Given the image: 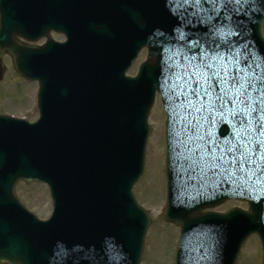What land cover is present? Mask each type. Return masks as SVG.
<instances>
[{
	"label": "water",
	"instance_id": "1",
	"mask_svg": "<svg viewBox=\"0 0 264 264\" xmlns=\"http://www.w3.org/2000/svg\"><path fill=\"white\" fill-rule=\"evenodd\" d=\"M3 1L8 4L1 8L0 49L12 56L19 75L27 78L38 76L42 83L37 123L29 125L25 121L0 116V262L76 264L68 245L73 246L77 254L81 243L80 239L77 243L76 236L80 237L76 230L84 224L80 222L83 218L75 206L74 195H80L77 202L90 201L85 211L87 215L90 210L88 219L92 210L98 211L99 221L107 218L103 228L108 230L104 239L109 240L110 205L103 204V199L111 196L113 201L114 196L107 191L96 195L95 180L101 173L111 170L113 175L131 166L132 169L122 177L111 180L114 202L117 205L126 202L122 185L112 181H128L135 173L134 181L141 173L148 131L146 115L154 90L160 92L162 56L168 43L172 42L171 30L178 21L173 19L171 12L159 15L145 13L143 0H109V36L108 29L99 26L87 13L91 20L88 19L81 10L85 8L84 0H70L65 7L75 22L59 15L61 23H58L64 28L67 43L50 44L48 51L42 53V50L27 49L15 40L16 35L36 38L31 32L19 31L16 19V16H23L33 8L36 0H0V4ZM151 1L157 2L148 0L149 3ZM50 4L53 9L59 5L51 0ZM79 15L88 21L78 20ZM32 16L42 19L44 15ZM263 16L264 9L253 0L245 12L240 35L228 39L237 43L252 39L264 51V41L260 36ZM44 26L40 32L46 30ZM202 30L204 32V28ZM157 31H163L165 35L155 38ZM203 32L192 30L183 35L190 37ZM252 40L251 44L254 43ZM143 43L149 47V61L142 65L137 78H125L124 71L130 58ZM65 81L67 84L63 85ZM59 94L61 96H56ZM231 133V123L226 127L221 125L219 134H224L225 139ZM169 170L168 165L169 206L166 218L181 225L184 237L198 220L197 211L207 204L197 209L193 205L191 211L178 213ZM18 179L40 180L50 186L54 199L51 220L38 222L14 202L13 186ZM126 207L130 214H134L131 226L138 223L142 226L145 219L147 222L144 216L135 218L139 214L132 200ZM118 213L111 207V242H116L123 233V214ZM92 225L88 221L85 223L88 231L92 230ZM92 232L94 237L101 236L98 232L94 235V230ZM84 235L89 236L87 232ZM142 237L138 241L135 253L138 255L134 261L139 257ZM62 245L67 249L66 257L60 254Z\"/></svg>",
	"mask_w": 264,
	"mask_h": 264
},
{
	"label": "snow or ice",
	"instance_id": "2",
	"mask_svg": "<svg viewBox=\"0 0 264 264\" xmlns=\"http://www.w3.org/2000/svg\"><path fill=\"white\" fill-rule=\"evenodd\" d=\"M169 2L178 19L191 15L195 25L206 29L189 39L186 48L172 52L162 72L161 88L184 132L177 141L183 148L178 178L260 182L264 179V66L228 39L240 35L246 11L241 6L247 0ZM254 2L264 9V0ZM225 115L232 122L231 137L217 140L203 134L205 124ZM198 251L193 248L188 253L190 264H214V250L205 248L196 255Z\"/></svg>",
	"mask_w": 264,
	"mask_h": 264
},
{
	"label": "rangeland",
	"instance_id": "3",
	"mask_svg": "<svg viewBox=\"0 0 264 264\" xmlns=\"http://www.w3.org/2000/svg\"><path fill=\"white\" fill-rule=\"evenodd\" d=\"M264 36V21L262 25ZM52 38L61 40L62 36L52 34ZM3 77L0 80V112L24 117L34 121L37 117L34 103L36 83L26 81L16 75L11 59L6 53L0 52ZM146 58L143 49L135 63L128 71L129 75L136 73L139 64ZM149 134L145 149L144 171L133 188L138 204L149 215L144 247L139 264H174L178 227L166 223L163 219L165 202L164 161L165 144L163 139L164 114L159 98L156 96L148 115ZM156 144V145H155ZM14 192L20 203L38 219H46L52 210V204L45 185L36 182L18 181ZM231 207L246 209V204L238 201L223 202L214 210L223 212ZM261 253L256 237L245 241L237 256L235 264H260Z\"/></svg>",
	"mask_w": 264,
	"mask_h": 264
},
{
	"label": "bare ground",
	"instance_id": "4",
	"mask_svg": "<svg viewBox=\"0 0 264 264\" xmlns=\"http://www.w3.org/2000/svg\"><path fill=\"white\" fill-rule=\"evenodd\" d=\"M156 145V144H155Z\"/></svg>",
	"mask_w": 264,
	"mask_h": 264
}]
</instances>
